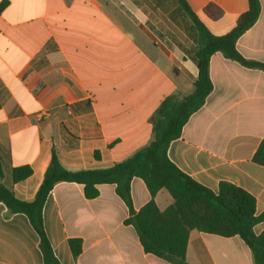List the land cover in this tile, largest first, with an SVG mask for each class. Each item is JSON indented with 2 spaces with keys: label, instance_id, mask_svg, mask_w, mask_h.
Masks as SVG:
<instances>
[{
  "label": "crops",
  "instance_id": "0c3cea01",
  "mask_svg": "<svg viewBox=\"0 0 264 264\" xmlns=\"http://www.w3.org/2000/svg\"><path fill=\"white\" fill-rule=\"evenodd\" d=\"M218 36L230 32L248 0H186ZM0 165L2 183L33 201L55 149L69 171L112 167L149 146L152 117L168 97L195 90L198 30L178 0H0ZM258 21L236 43L249 61L264 64V0ZM213 91L171 142L170 160L196 182L219 191L236 185L264 213V166L253 161L264 139V71L221 52L210 60ZM99 153V158L96 157ZM32 174L12 183L14 168ZM87 199L84 187L62 182L49 194L43 222L60 264H172L146 253L130 210L113 184ZM135 211L152 196L141 178L131 182ZM161 211L174 202L154 197ZM264 231V221L254 228ZM83 241L74 257L69 239ZM40 239L25 214L0 203V264H44ZM190 264H254L240 237L192 230Z\"/></svg>",
  "mask_w": 264,
  "mask_h": 264
},
{
  "label": "trees",
  "instance_id": "16d2710c",
  "mask_svg": "<svg viewBox=\"0 0 264 264\" xmlns=\"http://www.w3.org/2000/svg\"><path fill=\"white\" fill-rule=\"evenodd\" d=\"M178 1L198 30V49L194 56L198 77L192 94L182 99L168 97L159 106L152 117L155 138L149 146L112 167L76 172L62 166L54 149L43 183L30 202L20 200L11 188L2 183L4 172L0 165V203H4L13 214L21 213L28 217L39 236L44 264H60L45 231L43 209L49 194L62 182L83 185L85 197L90 200L99 196V185H115L117 195L130 210L126 223L135 227L144 251L167 262L190 264L186 259L189 235L192 230H198L222 237H240L251 250L254 264H264V231L259 235L254 231L255 226L264 221V213L257 214L256 199L228 182H221L216 193L181 171L168 156L171 142L182 136L190 117L204 106L213 91L210 60L215 53L221 52L243 66L264 71L263 63L245 59L236 49L237 40L258 21L261 2L248 0L249 9L238 17L235 27L227 34L218 36L200 15L191 10L186 0ZM6 4L3 3L0 10ZM205 13L216 19L222 11L215 0H210ZM96 157L99 158V153H96ZM253 161L264 166V139ZM31 174L29 166L14 168L11 172L12 183L22 182ZM136 177L145 182L152 196L139 211H135L131 196V182ZM163 188L169 191L174 200L165 211H161L154 200ZM68 243L74 257H78L83 249V241L73 238Z\"/></svg>",
  "mask_w": 264,
  "mask_h": 264
}]
</instances>
